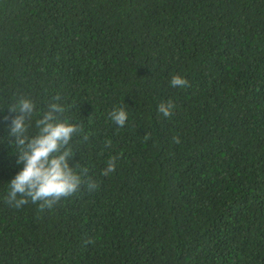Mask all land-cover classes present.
<instances>
[{"label": "trees", "instance_id": "16d2710c", "mask_svg": "<svg viewBox=\"0 0 264 264\" xmlns=\"http://www.w3.org/2000/svg\"><path fill=\"white\" fill-rule=\"evenodd\" d=\"M0 264H264V0H0Z\"/></svg>", "mask_w": 264, "mask_h": 264}]
</instances>
